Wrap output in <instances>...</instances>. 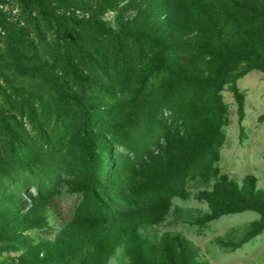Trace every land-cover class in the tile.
Wrapping results in <instances>:
<instances>
[{
  "label": "rangeland",
  "instance_id": "1",
  "mask_svg": "<svg viewBox=\"0 0 264 264\" xmlns=\"http://www.w3.org/2000/svg\"><path fill=\"white\" fill-rule=\"evenodd\" d=\"M87 1L99 5L104 23L136 19L151 32L185 43L201 30L183 27L185 18H195V10L211 6L217 12L226 2L243 4ZM107 1L117 12L102 10L101 2ZM246 1L264 5V0ZM189 4L198 7L189 12ZM204 20L209 23V15ZM177 56L171 58L180 70L194 69ZM109 72L107 77L83 76L87 83H97L89 99L67 75L59 80L67 96L92 105V139L101 148L93 169L86 162L80 110L74 105L48 98L34 117L18 118L12 127L27 147L13 143L14 154L10 139L6 142L0 134V264H264V72L252 70L223 87L226 124L218 173L194 179L179 175L205 147L190 133L189 119L183 121L173 108L158 107L156 101L164 97L160 90L140 105L116 98V71ZM173 178L183 185L182 195L141 214L125 210L122 199L128 194L152 193ZM216 185L224 200L214 198ZM87 188H98L103 206L113 207L114 214L75 223L74 211Z\"/></svg>",
  "mask_w": 264,
  "mask_h": 264
},
{
  "label": "trees",
  "instance_id": "2",
  "mask_svg": "<svg viewBox=\"0 0 264 264\" xmlns=\"http://www.w3.org/2000/svg\"><path fill=\"white\" fill-rule=\"evenodd\" d=\"M226 3L219 5L218 13L211 6L195 10L197 4L195 8L185 5L187 11L195 10V18H185L183 27L201 29L185 43L158 30L151 32L149 26L137 24L136 19L104 23L96 2L0 0V134L6 142L10 139L12 154L10 146L15 142L27 147L12 123L18 118L34 117L51 98L80 110L79 132L85 142L87 165L93 169L101 148L92 139V105L86 107V100L67 96L59 80L67 75L80 95L89 99L94 95L90 88L97 83H87L83 76L107 77L112 74L110 69L116 71L120 86L116 98L128 97L131 106L140 105L152 97L153 90H160L164 97L156 101L158 107L173 108L183 121L189 119L190 133L194 132L196 141L205 142L194 162L179 175L191 179L204 174L215 177L226 124L220 93L225 85L252 70L264 72V5L246 0L241 5ZM101 4L102 10L117 12L114 3ZM208 15L209 23L202 22ZM237 24L239 27L234 29ZM238 32L242 34L240 42L235 40ZM176 55L194 69L180 70L171 58ZM182 186L173 178L168 186L152 193L128 194L122 203L127 206L125 210L132 208L141 214L182 195ZM218 189L216 185L214 198L224 200L225 193L220 194ZM104 201L98 188H87L74 211V222L87 223L114 214L113 207L103 206Z\"/></svg>",
  "mask_w": 264,
  "mask_h": 264
}]
</instances>
